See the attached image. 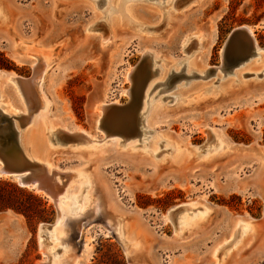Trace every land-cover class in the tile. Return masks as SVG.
<instances>
[{
  "label": "rangeland",
  "instance_id": "rangeland-1",
  "mask_svg": "<svg viewBox=\"0 0 264 264\" xmlns=\"http://www.w3.org/2000/svg\"><path fill=\"white\" fill-rule=\"evenodd\" d=\"M0 2L7 12V19L0 20V53L13 64L9 69L0 67V71L15 72L20 76L19 84L32 89V110L37 105L33 96H36V88L32 86L37 72L30 65L14 60L18 52L16 46H23L21 41L50 47L52 52L54 62L43 74L40 88L49 101L47 120L54 125L79 126L91 135H102L94 127L97 111L93 107L105 99L118 102L104 114L101 128L109 138L107 145H80L79 137L63 141L60 132L58 139L67 144L59 146L60 151L47 150L42 144L37 146L38 154L49 159L60 171L84 169L94 173L93 184L86 176L76 177L72 181L75 186L68 189V197L60 196L75 204L61 217L63 234L55 244L61 250L69 247V264H217L224 255L217 258L213 253L230 237L238 220L241 224L250 221L257 233L227 264H264V83L261 82L264 72L260 71L264 65L256 62L259 60L256 52L257 56L249 60V67L241 66L247 58L237 68L210 70L224 66L226 39L242 26H252L256 45L264 48V0ZM119 3L122 6L137 4L140 12L146 14L149 26H142L143 32L137 38L125 27L113 43L102 48L93 31L106 26L108 18L115 14L112 6ZM169 12L173 13L172 18ZM169 19L172 20L167 26ZM151 30L156 32L152 34ZM158 30L162 32L157 34ZM141 37L150 41L149 45L160 56L174 58V61L165 68L161 59H156L157 64L152 59V64L150 57L143 58L139 51ZM260 53L264 56V51ZM194 58L205 71L188 70V63ZM144 59L147 66L143 69L139 64ZM128 66L137 67L131 97L124 94L129 86L124 80ZM162 72L165 77L160 76ZM5 80L3 76L0 87ZM149 80L152 85L147 88L145 108L150 109L155 101L167 108L155 121L156 126L146 124L142 129L141 123V133L129 136L123 126H119L125 117L123 111L114 108L127 106L128 118L136 123L137 111L143 102L142 93ZM228 80H237V83L231 95L222 100H212L214 95L204 91L200 93L206 97L203 101L186 106L177 95L176 90L187 89L197 81L217 88ZM238 80L247 82L246 86ZM10 85L19 87L14 83ZM172 96L177 99L173 100ZM175 101L182 106L173 108ZM22 118L16 123L22 125L28 121V117ZM208 127L214 128L215 138L205 130ZM155 129L188 146L189 159L180 163L161 161V156L168 151L163 141L157 147L159 153L155 159L151 158L148 149L154 141ZM113 139L137 145L122 148V145L116 146ZM222 142L230 149L223 151ZM211 152L215 157L208 159ZM57 179L61 183L60 176ZM0 180L21 186L12 177H0ZM77 182L83 184L78 193L74 192ZM23 189L39 197L53 215L49 221H30L24 214L11 209L1 212L0 227L7 234L0 237V264H38L45 258L37 235L38 227L55 221L57 207L46 195L27 187ZM72 194L77 199L70 198ZM192 202L202 204L187 213L188 219L204 218L196 228L181 231L186 216L180 215L182 211L172 218L174 221H163L162 217L172 209ZM2 213H7L9 218H4ZM13 221L21 225L22 231L19 226L13 227ZM123 223L129 234L125 242L129 244L127 251L119 241ZM244 229L243 225L238 229L235 242ZM96 231L98 235L92 240ZM14 238H20L21 244L17 259L10 253ZM49 241L51 245L56 239L51 237ZM136 241L140 242V250L135 255L130 247Z\"/></svg>",
  "mask_w": 264,
  "mask_h": 264
},
{
  "label": "bare ground",
  "instance_id": "bare-ground-1",
  "mask_svg": "<svg viewBox=\"0 0 264 264\" xmlns=\"http://www.w3.org/2000/svg\"><path fill=\"white\" fill-rule=\"evenodd\" d=\"M194 1L195 0H191V2H194ZM117 4H115V6L114 5L112 6L115 14H113L112 16H110L108 18V22H107V24H105L106 26H104L102 28L95 29L93 31L94 34L98 35L99 42H100V45L102 46V48L113 43L115 41V39L119 36L120 32L125 27L128 28L129 30H131L134 38H137V36L141 35L140 32H143V30H140L141 27L145 26V25L147 26L149 24L147 21V18L145 16L146 14L143 15L140 12L141 10L139 9L137 4H133V3L131 4L130 3L126 6H124V5L122 6L120 3H119V5H117ZM165 7H166V5H165ZM168 15L171 16L170 18H172L174 16L172 12H169ZM6 19H7L6 9L4 8V5L0 2V20L5 21ZM171 20L172 19H169L167 26L170 25ZM241 28L246 29L249 36L252 37V39L254 41L255 51L257 52L258 57H259V60H257L256 62L260 63L261 65H264V56L260 55L261 54L260 52L264 51V48H260L256 45V41L254 39V28L252 26H248V25L242 26ZM163 30L164 29L162 28V31ZM151 31H153L152 34H154L156 32L154 30H151ZM158 31H160V30H158ZM162 31L157 32V34L161 33ZM198 37L201 38L202 35L201 36L199 35ZM139 42L141 45L139 51L141 52L143 58L150 57L152 64H153L152 59H154V63H156V64L158 62V61L155 62L156 59L157 60L161 59L163 62H165V64H166L165 68H167L168 65H170V63H172L174 61V58L171 59L170 57H166V56H165V58H163L162 56H160L159 53L154 48H152L151 45H149L150 41L143 39V37H141ZM20 45H23V46H20V47L16 46L18 52H17V54H14L13 58L19 64L30 65L32 67V69L37 72V74L35 75L36 76L35 79H33V82H32V79H30L31 80L30 82H32V86H34L36 88V96L35 95H33V96L37 101V102L35 101L34 103H37V105H36L35 109L32 110V106H33V102H31V100L33 99L31 96L32 95V93H31L32 89L30 91L29 90L30 88L28 89L25 86V84H23V85L19 84V82H18L19 80H17V79L18 78L20 79V76H18L13 71L12 72H6V73L0 71V82L2 81L3 76L6 79L4 81L5 84L3 85V87L5 89L3 87H0V111L15 121V126L20 133L19 138H20V147H21L22 152L19 151L18 149H14L15 151L11 152L10 156L13 157L14 159L20 161L21 163H24L28 168H30V170H33L34 175H35V172L38 174L37 175L38 179L43 182V184L46 188L50 189V190L49 189L48 190H49V192H51V194L53 196L50 195L46 189L40 188L38 185V182L29 183V185H27L26 187L30 188V189H34L35 192H37L41 195L44 194L47 197H49L50 199H52L54 201L56 207H57V212L60 215L59 218L57 219V221L55 222V224L50 229H48V234H46V236H48V239H46V236L43 235L45 233H43V232L41 233L40 231L38 232L40 245H41V248L44 249V256H45V258L42 259L38 264H69V260H68L69 259V252H70L69 247L67 249L61 250V248H59V247L57 248L55 244L59 240V236H61L63 234V227L61 226V222H60L61 217L63 215H65L69 211V209H73L75 204L71 203L70 201H64V199L63 200L60 199V196L65 195V198L68 197L67 196L69 194L68 189L71 186L72 187L75 186V183H73L74 182L73 179L76 177H85L86 176L89 178L90 183L93 184L94 173H93V171L88 172L87 170H84V169H79V170H75V171H73V170L60 171L52 164V162L49 159H47L45 157H41L38 154L37 146L39 144H42L45 146V149H47V150H52V151L58 150V151H60L59 146H65V147L67 146V144L65 142L62 144V142H60V140L58 139V133H60V132H62V134H63V137H61V139H63V141L64 140H72L73 138L79 137L80 138V142H79L80 145H83V144L87 145V144H92V143L99 145L98 147H103V146L107 145V143H108L107 139H109V138L107 136H105L106 133L104 132V129L101 128L103 118H104V114L107 112V110L111 106L118 105V102L117 101L113 102L111 100L105 99L103 101L96 103L95 106L93 107V110L97 111V114L94 117V127H95V130L100 131L102 133V135H91L88 131H85L84 129L80 128L79 126L69 128V127H62L60 125H54L52 123V121L47 120L49 101L46 99V97L44 96V94L42 93L41 88H40V82L42 80L43 74L50 67V65L54 62L52 52L49 49L50 47L48 48L45 46H40L39 44H36V43L35 44L34 43L33 44L32 43L31 44H25L23 41L20 42ZM196 49H197V46H196ZM257 54L255 56H252V58L248 57V59L241 66L249 67V65H250L249 60H251V59L253 60L254 59L253 57H256ZM143 61H146V65L142 66V64L140 63L139 66L144 69L147 66V60L144 59ZM255 65H257V64H255ZM162 66L163 65H161V67ZM250 68L252 69V67H250ZM250 68H248L247 70H249ZM212 69L219 70V69H223V67H221V68L217 67V68H212ZM165 70H167V69H165ZM188 70H190V71H205V69L202 68L201 65L197 62L196 58L189 61ZM245 70H246V68H245ZM263 70L264 69H262L260 71H262V73H263L264 72ZM260 71H258L257 74H259ZM136 72H137V67L128 66L125 69L124 80H125V82H127L129 84L128 88L126 90H124V94L127 97L132 96L131 85L132 86L134 85V84H132V81L134 83ZM166 72L167 71H165V73ZM159 73H161V72H159ZM163 73L164 72H162V74ZM162 74L161 75L159 74V75L162 77L166 76V75H164V74L162 75ZM31 78H33V76H31ZM23 79H25V78H23ZM150 81L151 80L148 81V83L146 84V87L143 90V93H142L143 102H140V108H139L140 114L138 113V117H140V123L143 124L142 129H145L146 124L148 127L156 126L157 123L155 121L158 119L159 115L162 112H165V110L167 108V107L163 106L162 104H160L159 102H156V101H155V104H153L150 109L145 108L144 100H145V98L148 97L147 88L149 85H152V83L150 84ZM238 81L242 82L243 80H238ZM261 82L264 83V79ZM11 83L18 85L19 87L18 88L12 87L10 85ZM27 83H29V82H27ZM235 83H237V80H235V81L228 80V81H225L224 83H221L217 88H211L209 85L204 84V83L202 84V83H199L197 81V83H193L189 87L187 86L188 87L187 89L181 88L180 91L179 90H176V91H177V95L179 96V98H181V103L183 105L185 104L186 106H190L192 104L203 101L206 98L202 94H200L204 91H207L208 93H210V94L212 93L214 95L213 97H211V98H213L212 100H222V99L228 98L232 93V88L235 85ZM246 84H247V82H245V81L242 82V85H244V87L246 86ZM0 85H1V83H0ZM29 85H31V83ZM29 85H27V86L31 87ZM240 86H241V84H240ZM35 88H33V89H35ZM176 91H174V92L176 93ZM33 94H35V93L33 92ZM200 95L203 96L204 98L201 97ZM194 96H196V97H194ZM172 98L174 100L176 97L172 96ZM208 98H210V95ZM181 103L179 104V102L178 103L176 102L175 104H173L174 105L173 108L181 107L182 106ZM169 106H171V105L169 104ZM114 109L121 110L117 106ZM22 117H24V118L28 117L27 118L28 121L22 125L20 124V122H19V124H17L16 121L17 120L19 121V119ZM141 117H142V119H141ZM27 119H25V120H27ZM205 130L209 132V135H211L213 138H215L214 128L208 127ZM146 133L149 134L151 132L146 131ZM154 135H155L154 141H153L152 145L149 146L150 149H148V152L150 153V154L148 153V155H150L151 158L155 159V156L157 155V153H159L157 147H158V145H160L159 144L160 141H163L164 143L167 144L168 151H167V154H163V156H161V158H160L161 161H168L169 160L173 163H180V162L184 161L185 159L187 160V158L189 159L190 148L188 146L184 145L183 142L176 140L174 138H171L166 133L158 131L156 129H155ZM116 137H119V136H116ZM128 140H131V139H128ZM128 140H126V142ZM113 141L115 142L116 146H118V147L120 145H122V148L123 147L128 148L129 145H133V144H123L124 141L121 142L118 139H115V140L113 139ZM51 143L53 144V146ZM134 145H137V143L134 142ZM221 145H222L221 149H223V151H225L226 149L227 150L230 149V146L226 143L222 142ZM133 146H131V148H133ZM134 147H136V146H134ZM195 149H196V147H195ZM62 150H64V148ZM85 151H87V149ZM191 151H192V148H191ZM213 153L214 152L209 153V156L207 155V158L208 157H209L208 159L214 158L215 156L212 155ZM156 160H158V157H156ZM57 176H60L61 183L57 179ZM66 176L68 177L67 180L64 179ZM0 177H7V178L12 177L13 180L18 182L21 186H23L21 179L24 176L7 173L4 170V163L2 162L1 159H0ZM72 184H74V185H72ZM82 186H83V184L79 182L78 185L76 186L77 189L74 192L78 193L79 188ZM90 197H93V195L91 194ZM70 198L77 199V196L72 194L70 196ZM95 199L97 200V198H95ZM96 200H94V201H96ZM199 205H202V204H200L199 202H192V203L186 204L184 206L176 207V208L172 209L171 211H169L167 215H164L162 217V219L164 222H167L168 220L171 221V220H173L172 218H174L175 215H178L179 212L182 211L180 213V215L184 214L186 216L183 219V222L181 224V231L185 232V231L192 230V229L196 228L197 226H199L203 222L204 218L202 216H197L194 220H192V218L188 219L187 213H189L190 210L196 208ZM76 209H78V208H76ZM186 209H187V211H185ZM7 213L3 215L4 218H9ZM117 220H118V218H117ZM122 220L123 219H121V221ZM122 222H124V220ZM124 223H123L122 227L119 229V241L122 243L123 247L125 248V251H127L129 244L125 243V242L129 239V234H128L127 225ZM235 223H236V225H234V227L232 228L231 233H230V237L227 238L223 243L218 245L216 247L215 252L213 253V256L217 257V258H219V257L221 258L222 255H224V257L222 258V261L217 262V264L218 263L219 264H227V262L230 259H232L236 253L238 254V252H240L242 250V248L245 246V243L247 241H249L250 239H252L257 233L256 227L250 221H244V223L241 224L240 221L238 220ZM177 225H178V223H177ZM242 225L245 227V229L240 234L241 236H239L238 241L235 242V239H236L235 236L237 235L238 229ZM178 231H179V229H178ZM100 232H103V230H100ZM96 235H98L97 231L95 232V235L91 236V239L93 240ZM51 237H54L56 239V241L50 245L49 240ZM132 245L133 246L130 247V251H133L136 255L140 250V242L136 241ZM44 246H45V248H44ZM55 249L57 251L53 252ZM135 257H137V256H135Z\"/></svg>",
  "mask_w": 264,
  "mask_h": 264
},
{
  "label": "water",
  "instance_id": "water-1",
  "mask_svg": "<svg viewBox=\"0 0 264 264\" xmlns=\"http://www.w3.org/2000/svg\"><path fill=\"white\" fill-rule=\"evenodd\" d=\"M224 46L223 70L237 67L243 60L247 59L251 55L256 54L254 41L252 37L249 36L246 29L239 28L233 30L227 37ZM240 47L242 49H240ZM141 64L142 66L146 65V61H141ZM210 70L212 72L216 71V69ZM136 106L138 107L139 104ZM126 107H119L123 111V116L125 115L124 118L122 117L121 124L119 126H123V131H125L129 136L138 135L141 133L140 117L137 116L135 120L136 123H133V121L128 118L129 110ZM137 113H139V111H137ZM19 136L20 133L15 126L14 120L0 111V159L4 163V170L9 174L23 175L24 177L21 179V181L24 187L22 188H25L27 185H29V183L38 182L40 188L46 189L48 193L52 195L51 192H49L50 189L46 188L43 182L34 175L33 170H30V168H28L24 163H21L10 156V153L15 151L14 149H18L22 152ZM59 216L60 215L57 212V217L52 224H40L38 227V232H43L45 233L43 235L46 236V234H48V229H50L55 224Z\"/></svg>",
  "mask_w": 264,
  "mask_h": 264
},
{
  "label": "trees",
  "instance_id": "trees-1",
  "mask_svg": "<svg viewBox=\"0 0 264 264\" xmlns=\"http://www.w3.org/2000/svg\"><path fill=\"white\" fill-rule=\"evenodd\" d=\"M11 65L13 64L5 55L0 53V67L9 69ZM45 207V203L39 197L23 188L0 180V212L11 209L16 213L24 214L30 221L35 219L49 221L53 212H48Z\"/></svg>",
  "mask_w": 264,
  "mask_h": 264
},
{
  "label": "crops",
  "instance_id": "crops-1",
  "mask_svg": "<svg viewBox=\"0 0 264 264\" xmlns=\"http://www.w3.org/2000/svg\"><path fill=\"white\" fill-rule=\"evenodd\" d=\"M2 214H6V213H2ZM17 224V226H16ZM19 223H17L16 221H13V227L15 229H17V227L19 226V228L21 229L22 231V227L21 225H18ZM6 230L2 227H0V237H4L6 235ZM13 243L11 244V255L14 257L13 259H17L19 257V254H20V251H21V244H20V238L18 240V238H14L13 239Z\"/></svg>",
  "mask_w": 264,
  "mask_h": 264
}]
</instances>
